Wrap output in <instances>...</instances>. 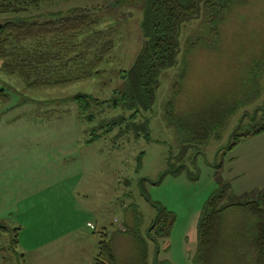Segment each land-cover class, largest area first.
Wrapping results in <instances>:
<instances>
[{
    "label": "rangeland",
    "instance_id": "1",
    "mask_svg": "<svg viewBox=\"0 0 264 264\" xmlns=\"http://www.w3.org/2000/svg\"><path fill=\"white\" fill-rule=\"evenodd\" d=\"M251 3L225 25V45L230 46L234 38L239 44L246 42L257 33L255 29L258 32L264 29V0ZM143 9L139 0H46L39 8L31 9L30 14H23L25 17H48L52 12L92 13L101 30L95 49L109 41L115 47L101 67V79L62 86H30L24 77L8 73L5 60L0 59V88L6 89L10 96L9 101L0 106V222H8L12 227L23 224L26 230L22 241L26 244L33 241L32 236L47 237V232L44 237L43 233L48 225L58 234L74 227L79 219L80 223L81 220L85 222L80 231H72L67 237L66 240L78 242L62 247L66 252H56L55 246L44 251H30V247L20 243L7 253L9 264H22V254H28L27 258L45 255L46 264H94L92 251L98 250L101 232L109 234L119 264H135L137 243L123 232L136 230L147 241V230L158 209L163 210V217L170 215L172 227L168 236L156 238L155 242L147 241V264H198V228L211 197L223 188L235 196L264 189V135L244 138L233 151L224 148L230 143L231 133L244 111L231 120L221 139H212L203 147L192 146L186 154H181L183 147L179 135L165 117L167 103L179 90L181 66L165 71L153 110L129 127L122 125L111 131H107L108 126L99 127L102 121L118 117L120 109L94 107L96 120L90 123L82 119L78 104L72 98L78 94L101 100L112 97L111 91L122 83L120 70L133 65L142 46ZM203 20L201 14L182 31V52L187 40L202 30ZM37 45L23 43L13 57L33 51ZM200 50L190 58L191 69L182 86L184 91L177 96L183 108L195 93L222 92L223 82H229V78L237 74L238 69L229 64L233 61L228 62L230 56L235 57L234 49L224 48L227 54L222 61H218L215 50ZM183 57L182 53L181 59ZM233 78L230 84H234ZM262 84L260 99L247 107V111H254L264 103V80ZM94 135L99 136L98 139L84 146L85 140ZM69 148L78 150L73 151L71 159L61 163L64 170L61 173L64 176L66 169L85 170L86 183L80 189L81 198L77 199L81 206L73 203L70 196L71 187L77 182L73 181L75 179H65L61 186L44 192L41 190L47 182L31 179L33 175L52 172L51 169L58 165V158ZM30 184L35 186L33 190H28ZM89 185L98 188L91 191ZM55 191L57 195L49 196ZM28 192L42 194L23 201ZM43 197H54L55 207L40 204L38 200ZM91 205L93 211H90ZM102 214L104 219L98 222L96 218ZM246 219L247 215L240 211L226 213V232L230 233L235 226L243 228ZM88 221L93 222V228L87 227ZM12 236H5L1 245H8L5 241ZM220 247L214 264H250L254 256L253 252L248 253L245 243L235 238L224 241ZM2 255L0 252V263Z\"/></svg>",
    "mask_w": 264,
    "mask_h": 264
},
{
    "label": "trees",
    "instance_id": "2",
    "mask_svg": "<svg viewBox=\"0 0 264 264\" xmlns=\"http://www.w3.org/2000/svg\"><path fill=\"white\" fill-rule=\"evenodd\" d=\"M46 0H0V59L5 60V70L18 74L29 81L30 86L54 85L102 78L101 67L107 63L108 55L115 44L102 43L96 50L101 30L99 21L92 13L73 11L71 13L52 12L43 15L30 14L31 9L40 7ZM55 1V0H54ZM142 2L143 19L140 24L142 46L129 69L119 72L118 84L108 99H98L92 95L78 94L72 99L78 104L79 114L84 121L96 120L94 107L120 109L118 117L101 122L99 127L108 126L107 131L126 125L129 127L139 118L151 112L161 86L165 71L181 66L179 90L166 105L165 117L172 125L181 145L182 155L192 146H206L212 139H221L231 120L244 111L231 133V141L224 147L233 151L244 138L264 132V103L254 111L246 108L254 104L262 95L264 80V29L253 33V38L237 43L236 38L225 45V25L240 9L249 6L253 0H139ZM204 16L202 30L193 39L187 40L182 52L180 36L191 22ZM238 16L236 19H238ZM245 18V17H243ZM38 43L33 51L13 57L18 46L23 43ZM245 43H249L248 46ZM215 50L218 61L224 60L227 52L234 49L228 62L237 68L234 84L223 82L225 88L218 94L195 93L187 99V106L177 96L182 95V86L191 69V60L200 49ZM224 50V51H223ZM94 51V53H93ZM184 57L181 59V54ZM246 56V58H242ZM13 57V58H12ZM181 62V63H180ZM181 64V65H180ZM226 64V63H225ZM224 68V65L221 66ZM53 71V73H50ZM31 82V83H30ZM190 93L187 94V97ZM10 99L6 89L0 88V106ZM182 103V104H181ZM134 125V124H133ZM97 134V130H95ZM99 137V136H98ZM92 136L90 142L98 139ZM221 168V166H219ZM149 200V199H147ZM151 202V201H149ZM155 208L157 206L152 204ZM240 211L247 215L243 228L233 227L226 232L225 214ZM157 216L147 230V241L166 237L171 230L170 215ZM19 228L0 222V245L7 235H13L1 245L2 263L9 264L6 257L10 249L19 247ZM198 264H214L220 246L226 240L235 238L248 246V253L254 254L250 264H264V189L241 196L228 193L225 188L208 201L199 223ZM125 235L133 237L138 250L135 264H147L148 247L145 238L136 230H126ZM26 264V256L20 255ZM95 264H119L113 243L107 232H101Z\"/></svg>",
    "mask_w": 264,
    "mask_h": 264
},
{
    "label": "crops",
    "instance_id": "3",
    "mask_svg": "<svg viewBox=\"0 0 264 264\" xmlns=\"http://www.w3.org/2000/svg\"><path fill=\"white\" fill-rule=\"evenodd\" d=\"M262 135H264V132L259 134V135H257V136H255V137H259V136H262ZM90 140H91V138H89V139L87 138L85 140V143L84 144L81 143V144H83L84 146L88 145V144H92L93 142L91 143ZM73 147H75V146H73ZM60 149L61 148H59V150ZM77 150H78V148H69V151L65 154L64 153V149H62L61 151L64 153L62 155L63 157L62 158H58V165H57V167L55 169H51L52 172L45 173L46 175H41V174H39L37 176L33 175V177L31 179L34 180V179L39 178L40 180H43L42 182H47L45 184V186H43L41 192L50 190L52 188L55 189L56 187L61 186V183L63 181H65V179H75L73 181H77V182H76V184L74 186L71 187L70 196L72 198L73 203L75 201V203H77L78 206H81L80 203L77 201V199L81 198V194L82 193L80 192L81 191L80 189H82L83 185L86 183L85 176L83 174L85 170H78L77 168H75L77 170L71 171V169L70 170L66 169L65 172H64V176H62V173H61V171L62 172L64 171L63 170V166L61 165V163L64 164L65 160L71 159L72 158L71 155H73V151L76 153ZM63 158H65V159L63 160ZM74 160H75V158H74ZM28 188H29L28 190H33L35 188V186L30 184V185H28ZM88 188H90L91 191H95L98 187H94L92 185H89ZM41 194L42 193H38V196H41ZM54 195H57L56 191L53 194L49 195V196H54ZM38 196H37V194H34V193L32 194V193L28 192V193L25 194L23 201H28L32 197L36 198ZM90 196L94 197L92 194H90ZM54 199H55L54 197H51V198H44L43 197V198L39 199L38 202L40 204H42L43 206H46V207H49V206L55 207L56 202H55ZM89 207H90V211H93L92 210L93 205H91ZM91 213H93V212H91ZM103 217L104 216L102 214V215H100V217H97L96 220H98V222H99V220L103 221V219H104ZM93 219H95V218H93ZM44 222H47L46 219L44 220ZM5 223H8V222H5ZM59 223H60V220H59ZM84 223L85 222L82 221V220H81V223H80V219H79L77 224L76 223L74 224V227H72L71 229H69L67 231H64V232L59 230L60 232L58 234L54 231L52 225L51 226L48 225L47 227H45V231L43 233V237L45 235V232H47L48 236L43 238V239L37 237V235L32 236L33 237V241H31L30 244H26V242L22 241V235L24 234V231L26 230V229H24L25 226L22 224V225H20V227H18L20 229L19 230V244L23 243V245H26V246L30 247L31 248L30 251H44L45 249H47L49 247L55 246L56 247V252H59V250H60V252H66V250H63L62 247L67 246V245H71L72 242H78V241H75L73 239L66 240V239H68L67 237L72 234V231L73 232L74 231L75 232L76 231H80V229H82ZM89 224L94 226L93 222L88 221L87 222V227H89L88 226ZM94 229H95V227H94ZM97 253H98V250H96V251L93 250L92 251V259H93V263L94 264H95V257L97 255ZM24 255L26 256V264H28L29 262H30L29 264H46L47 256H45V255H41L40 254V255L32 256L30 258L29 257L27 258L28 254H24Z\"/></svg>",
    "mask_w": 264,
    "mask_h": 264
},
{
    "label": "built area",
    "instance_id": "4",
    "mask_svg": "<svg viewBox=\"0 0 264 264\" xmlns=\"http://www.w3.org/2000/svg\"><path fill=\"white\" fill-rule=\"evenodd\" d=\"M88 226L91 227V228H93V225H91V224H89Z\"/></svg>",
    "mask_w": 264,
    "mask_h": 264
}]
</instances>
